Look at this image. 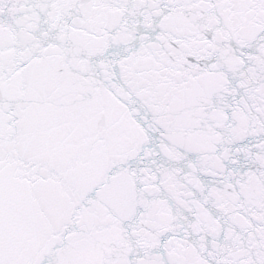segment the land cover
Here are the masks:
<instances>
[{
    "label": "snow or ice",
    "instance_id": "snow-or-ice-1",
    "mask_svg": "<svg viewBox=\"0 0 264 264\" xmlns=\"http://www.w3.org/2000/svg\"><path fill=\"white\" fill-rule=\"evenodd\" d=\"M0 264H264V0H0Z\"/></svg>",
    "mask_w": 264,
    "mask_h": 264
}]
</instances>
